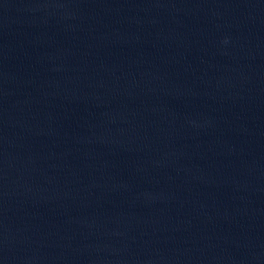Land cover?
Masks as SVG:
<instances>
[{"label":"water","instance_id":"1","mask_svg":"<svg viewBox=\"0 0 264 264\" xmlns=\"http://www.w3.org/2000/svg\"><path fill=\"white\" fill-rule=\"evenodd\" d=\"M0 264H264V0H0Z\"/></svg>","mask_w":264,"mask_h":264}]
</instances>
